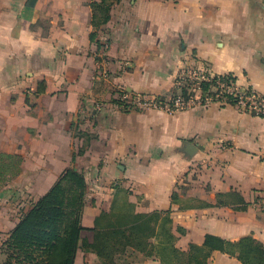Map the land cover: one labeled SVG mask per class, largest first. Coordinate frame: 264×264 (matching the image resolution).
I'll return each mask as SVG.
<instances>
[{
  "label": "crops",
  "instance_id": "obj_1",
  "mask_svg": "<svg viewBox=\"0 0 264 264\" xmlns=\"http://www.w3.org/2000/svg\"><path fill=\"white\" fill-rule=\"evenodd\" d=\"M102 3L0 0V153L24 160L0 190V247L19 222L10 206L30 208L74 168L87 181L81 243L127 196L138 213L169 212L187 255L196 245L208 264H244L242 244L230 243L251 238L259 246L247 263L263 264L254 201L264 197V117L230 104L125 112L115 101L122 91L166 94L189 67L264 94V0H111L95 29L91 4ZM138 257L131 264H161ZM74 264L101 262L80 244Z\"/></svg>",
  "mask_w": 264,
  "mask_h": 264
},
{
  "label": "trees",
  "instance_id": "obj_2",
  "mask_svg": "<svg viewBox=\"0 0 264 264\" xmlns=\"http://www.w3.org/2000/svg\"><path fill=\"white\" fill-rule=\"evenodd\" d=\"M36 1L31 0V5ZM110 1L103 0L100 5L91 4L95 12V29L108 21ZM96 11L101 15L99 22ZM95 35L92 32L91 39ZM227 76L236 82L235 77ZM209 86L210 83H202L204 89ZM174 92L172 90L160 96ZM229 103L235 104L233 100ZM83 151L80 149L79 154ZM23 161L19 154L0 153V185L21 173ZM86 196L85 175L74 168H67L44 196L32 202L2 246L15 251L19 259L17 264H74L80 244L85 251L96 254L101 264L134 263L125 259L126 254L155 257L161 264H208L209 252L203 247L191 245L189 256L176 248L169 212L138 213L127 196H115L111 210L102 212L95 219L94 241L88 243L82 240L81 243ZM172 200L176 201L174 195ZM240 244L242 249H239L238 258L248 264L247 259L252 257L259 245H255L251 238H244L238 243H230V246L234 248Z\"/></svg>",
  "mask_w": 264,
  "mask_h": 264
},
{
  "label": "built area",
  "instance_id": "obj_3",
  "mask_svg": "<svg viewBox=\"0 0 264 264\" xmlns=\"http://www.w3.org/2000/svg\"><path fill=\"white\" fill-rule=\"evenodd\" d=\"M109 44L105 42L99 58L107 56ZM210 83L208 89L202 83ZM174 94L148 96L122 91L115 104L123 111L158 110L168 114L194 107H207L213 104L227 105L233 100L240 111L252 116L264 117V94L251 88H241L229 76H215L205 69L185 68L175 81ZM231 105V104H230ZM254 206L264 210V197H257Z\"/></svg>",
  "mask_w": 264,
  "mask_h": 264
},
{
  "label": "rangeland",
  "instance_id": "obj_4",
  "mask_svg": "<svg viewBox=\"0 0 264 264\" xmlns=\"http://www.w3.org/2000/svg\"><path fill=\"white\" fill-rule=\"evenodd\" d=\"M80 149H84V146L81 147ZM6 184H7V181L4 182L2 185H0V190ZM87 199H88V197L86 196L85 201H87ZM24 200H26V197L24 198ZM85 204H86V202H85ZM5 207H7V206L5 205ZM10 208H13V209H12V211H9V214L10 213L13 214V217L15 215V218H17L18 220L29 209L28 203H26V204H19L18 206L12 205V206H10ZM10 233H8L9 235L7 237H4L3 240H1V243L2 244H1V247H0V264H7V262H9V261L11 262V264H17V262L19 260V259L17 260L16 255H15V251L13 249L8 248V246H2L3 245V242H5L9 238ZM117 256L119 257V254ZM9 258H12V259H9ZM37 258L39 260V257H37ZM125 259L128 260V261H134V262H136V261H138L140 259V257H138V255H136V254L135 255H130V256H129V254H126L125 255Z\"/></svg>",
  "mask_w": 264,
  "mask_h": 264
},
{
  "label": "water",
  "instance_id": "obj_5",
  "mask_svg": "<svg viewBox=\"0 0 264 264\" xmlns=\"http://www.w3.org/2000/svg\"><path fill=\"white\" fill-rule=\"evenodd\" d=\"M195 149H196V146H194L192 144H189L188 145V151H189V153H191V154L194 153Z\"/></svg>",
  "mask_w": 264,
  "mask_h": 264
}]
</instances>
